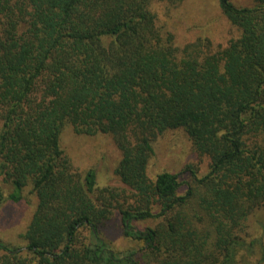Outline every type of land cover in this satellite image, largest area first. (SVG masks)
<instances>
[{
    "label": "trees",
    "instance_id": "trees-1",
    "mask_svg": "<svg viewBox=\"0 0 264 264\" xmlns=\"http://www.w3.org/2000/svg\"><path fill=\"white\" fill-rule=\"evenodd\" d=\"M187 1L0 0V185L37 200L25 246L0 242V264H264L246 230L264 206V0H219L236 34L216 48L179 41L172 12ZM66 126L113 139L117 184L73 165ZM177 129L208 160L183 193L177 173H148ZM114 214L127 248L104 237Z\"/></svg>",
    "mask_w": 264,
    "mask_h": 264
},
{
    "label": "rangeland",
    "instance_id": "rangeland-1",
    "mask_svg": "<svg viewBox=\"0 0 264 264\" xmlns=\"http://www.w3.org/2000/svg\"><path fill=\"white\" fill-rule=\"evenodd\" d=\"M229 1L235 6L253 5V0ZM177 9L172 12L171 19L176 20L175 27H178L180 42L194 36L208 35L215 47L218 44L224 45L228 38L236 34L234 28L223 17L219 0H188ZM156 10L161 20L170 21L171 13L165 9V6L157 5ZM61 145L80 172L84 173L88 169L95 172L97 186L118 183L114 168L120 159V152L110 136L102 133L79 135L71 126H66L61 134ZM153 147L154 156L149 162V175L152 176L161 171L177 173L181 183L180 193L185 191L184 182H193L191 170L196 177H201L208 171V160L193 151L186 134L180 129L166 131L154 142ZM0 188L6 198L0 207V242L7 246L23 248L25 241L21 238V234L26 230L35 209L36 196L31 193L30 187H25L21 191V199L15 203L7 199L12 187L1 184ZM152 223V221H136L134 226L143 228ZM261 224H264V206L256 210L248 219L246 229L252 236H262L264 240ZM102 230L104 237L115 249L130 246L131 240L123 236L117 214L106 221ZM257 258L258 255L255 253L250 261L255 262Z\"/></svg>",
    "mask_w": 264,
    "mask_h": 264
}]
</instances>
